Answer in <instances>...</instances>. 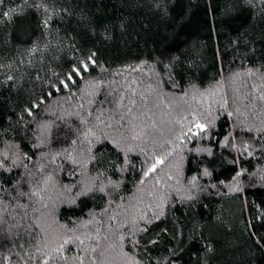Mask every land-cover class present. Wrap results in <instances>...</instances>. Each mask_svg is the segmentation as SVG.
<instances>
[{
  "label": "trees",
  "instance_id": "1",
  "mask_svg": "<svg viewBox=\"0 0 264 264\" xmlns=\"http://www.w3.org/2000/svg\"><path fill=\"white\" fill-rule=\"evenodd\" d=\"M0 264H264V0H0Z\"/></svg>",
  "mask_w": 264,
  "mask_h": 264
},
{
  "label": "snow or ice",
  "instance_id": "2",
  "mask_svg": "<svg viewBox=\"0 0 264 264\" xmlns=\"http://www.w3.org/2000/svg\"><path fill=\"white\" fill-rule=\"evenodd\" d=\"M5 15H7V13H5ZM73 71L75 72L76 70H75V69H73ZM69 79H71V77H69Z\"/></svg>",
  "mask_w": 264,
  "mask_h": 264
}]
</instances>
